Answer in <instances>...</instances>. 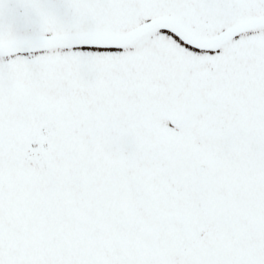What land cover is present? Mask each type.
<instances>
[{"label":"snow or ice","instance_id":"6c2138e0","mask_svg":"<svg viewBox=\"0 0 264 264\" xmlns=\"http://www.w3.org/2000/svg\"><path fill=\"white\" fill-rule=\"evenodd\" d=\"M0 264H264V0H0Z\"/></svg>","mask_w":264,"mask_h":264}]
</instances>
